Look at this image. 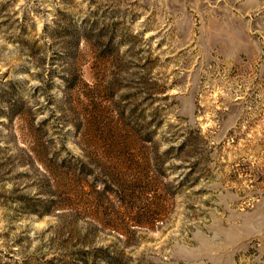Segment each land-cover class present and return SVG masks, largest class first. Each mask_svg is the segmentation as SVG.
<instances>
[{"label": "rangeland", "instance_id": "obj_1", "mask_svg": "<svg viewBox=\"0 0 264 264\" xmlns=\"http://www.w3.org/2000/svg\"><path fill=\"white\" fill-rule=\"evenodd\" d=\"M0 264H264V0H0Z\"/></svg>", "mask_w": 264, "mask_h": 264}]
</instances>
